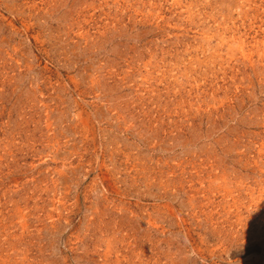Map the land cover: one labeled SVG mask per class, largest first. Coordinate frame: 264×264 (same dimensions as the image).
<instances>
[{"label": "rangeland", "instance_id": "1", "mask_svg": "<svg viewBox=\"0 0 264 264\" xmlns=\"http://www.w3.org/2000/svg\"><path fill=\"white\" fill-rule=\"evenodd\" d=\"M0 264H264V0H0Z\"/></svg>", "mask_w": 264, "mask_h": 264}]
</instances>
